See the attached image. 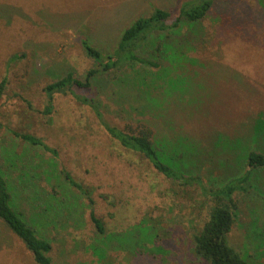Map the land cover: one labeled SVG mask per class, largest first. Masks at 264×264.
Instances as JSON below:
<instances>
[{
  "label": "rangeland",
  "instance_id": "obj_1",
  "mask_svg": "<svg viewBox=\"0 0 264 264\" xmlns=\"http://www.w3.org/2000/svg\"><path fill=\"white\" fill-rule=\"evenodd\" d=\"M182 1L0 0V81L6 79L0 166L25 182L20 207L50 242V264H206L195 255L192 239L208 218L209 196L166 179L122 148L70 93L55 94L53 110L44 112L48 83L67 72L82 78L92 67L82 39L109 52L136 17L153 7L176 11ZM199 29L204 40L188 52L198 60L186 63L183 80L172 85L177 88L171 96L161 97V107L141 108L132 85L138 66L97 76L75 91L93 98L111 125L149 122L155 131L182 135L200 155L192 174L212 177L213 187L241 174L250 149L264 154V0H213ZM151 100L148 95L149 107ZM13 131L41 138L55 155ZM60 170L88 188V195L70 187ZM263 181L264 166L254 172L248 192L234 195L228 241L248 264H264V246H258L264 239ZM91 211L104 236L96 233ZM0 264H35L1 223Z\"/></svg>",
  "mask_w": 264,
  "mask_h": 264
},
{
  "label": "trees",
  "instance_id": "obj_2",
  "mask_svg": "<svg viewBox=\"0 0 264 264\" xmlns=\"http://www.w3.org/2000/svg\"><path fill=\"white\" fill-rule=\"evenodd\" d=\"M212 3L213 0H184L176 11L153 7L147 15L138 16L130 22L120 32L115 47L106 53L93 46L89 40L82 39L81 46L86 56L93 60L92 67L85 71L82 78L67 72L48 83L43 88L46 100L44 112L49 114L53 110L55 94L70 93L76 102L91 109L98 123L122 148L146 159L158 173L177 185L184 188L199 187L203 194L211 198L212 205L207 220L193 236L192 247L195 255L206 264H248L247 256L229 244L228 233L236 219L234 195L237 192H248L254 172L264 166V154L257 148L250 149L245 153L244 164L247 167L241 170V174L229 176L225 182L211 187L208 182L213 180L212 177L203 179L200 174H192L200 155L195 151L197 147L192 146L182 135L155 131L149 122L125 128L111 125L104 120L93 98L75 91V88L90 87L97 76L119 71L126 66L133 69L138 66L136 74L132 75V85L137 86L135 92L143 102L140 104L141 108L150 111L154 107H161V97L171 96L177 88L172 85H175L177 80H183V74L188 70L186 63L198 60L189 56L188 52L196 50V42L204 40V31L199 29V25ZM163 63L167 65L162 66ZM150 68L155 70L150 71ZM171 73L179 74L178 78L174 77L175 74L167 80L161 78V75L168 77ZM5 84L6 79L3 78L0 81V98L5 90ZM154 92L155 95H152ZM148 95L152 97L150 107L146 101ZM259 123L255 122L254 126ZM2 126L0 122V129ZM13 134L28 145L39 146L55 155L54 149L46 145L41 138L19 131H13ZM193 156L197 157L196 162L193 161ZM60 174L70 187L75 188L80 194L88 195V188L75 181L68 172L60 170ZM28 181L33 182L30 179ZM24 183L22 180L16 181L11 178V173L0 166V223L31 253L35 264H50V242L37 234L20 207L19 196L25 189ZM90 219L96 233L104 236L106 234L104 225L95 217L93 211L90 212ZM260 243L259 247L264 246V239ZM103 244L105 245V241Z\"/></svg>",
  "mask_w": 264,
  "mask_h": 264
}]
</instances>
